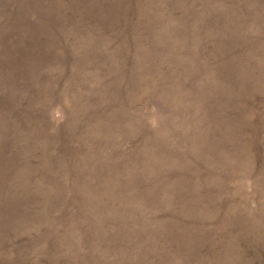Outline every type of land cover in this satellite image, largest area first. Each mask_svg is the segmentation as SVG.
Returning <instances> with one entry per match:
<instances>
[{"label":"rangeland","instance_id":"374dc122","mask_svg":"<svg viewBox=\"0 0 264 264\" xmlns=\"http://www.w3.org/2000/svg\"><path fill=\"white\" fill-rule=\"evenodd\" d=\"M0 264H264V0H0Z\"/></svg>","mask_w":264,"mask_h":264}]
</instances>
